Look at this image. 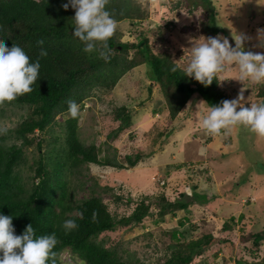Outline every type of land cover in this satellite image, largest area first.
<instances>
[{"label":"rangeland","instance_id":"obj_1","mask_svg":"<svg viewBox=\"0 0 264 264\" xmlns=\"http://www.w3.org/2000/svg\"><path fill=\"white\" fill-rule=\"evenodd\" d=\"M178 1L134 0L146 16L138 27L128 20L117 22L116 35L121 42L130 43L145 36L154 52L168 55L180 68L187 66L191 40L211 36L201 30L196 13L187 12L186 3L174 7ZM216 1L221 30L214 37H227L235 47L233 36L240 35L244 38L245 51L264 54V0ZM167 20L171 21L170 26L164 28ZM133 52V48L128 49L129 57ZM238 73V65L232 64L226 65L218 75L232 78ZM220 83L231 100L237 99L243 88L245 107L262 102L257 90L264 82L243 84L226 79ZM161 99L162 92L153 85L146 65L127 72L113 89L95 87L92 90L83 108H78L80 139L84 143L94 142L101 150V157H115L124 168L87 164L70 176L72 194L81 198L94 190L117 217L130 214L136 203L146 198L152 215L132 228L118 226L101 236L124 260L146 264L163 262L170 254L168 245L173 241L168 232L182 228L179 221L188 213L190 221L185 226H196L190 239L211 233L220 241L210 246L204 255V264H264V240L258 245L251 243L252 236L247 243L241 241L244 235L264 227V137L242 124L210 134L202 127V120L210 109L202 99L193 97L175 119L160 104ZM122 105L131 111L132 123L117 137H110L119 124L114 114ZM27 113L26 106L13 100L0 104V127L13 130ZM69 116L66 113L58 118L50 133L43 136L42 151L52 140V133L64 135L62 121ZM62 140L56 142L57 146L63 145ZM13 142L19 141L8 132L5 143ZM25 150L26 162L21 171L27 177L31 173L29 166L40 152L35 145ZM137 151L145 154L142 159L134 167L125 165L124 157ZM258 177H263L262 181ZM193 192L205 196L206 202L199 197L188 205L189 212L181 209L175 216L166 214L161 219L159 196L164 195L169 201L189 202ZM231 216L234 217L232 228L223 229ZM254 223L257 226L252 227ZM60 260L61 264H81L69 251L63 252ZM195 260L199 264V259Z\"/></svg>","mask_w":264,"mask_h":264},{"label":"trees","instance_id":"obj_2","mask_svg":"<svg viewBox=\"0 0 264 264\" xmlns=\"http://www.w3.org/2000/svg\"><path fill=\"white\" fill-rule=\"evenodd\" d=\"M68 2L0 0V40L9 48L13 44L20 46L30 57V62L34 63L39 58L40 63L39 77L31 86L32 91L13 99L28 108L27 115L13 130L0 134V214L12 217L15 235H22L29 224H32L36 237L55 233L58 241L53 249L56 264H61L60 257L65 251H69L72 258L81 264H146L124 260L117 249L107 245L101 237L118 226L132 228L152 215L151 205L146 198L138 201L130 214L117 217L94 190L76 198L70 189V176L87 164L116 168H124V164L115 157H101L99 146L94 142L84 143L80 139L79 113L75 118H64V135L61 137L52 133V140L42 151L45 142L43 136L50 133V128L57 123L58 118L69 113V100L75 101L78 108H83L84 101L95 87L113 89L127 72L140 65L148 67L153 85L163 95L160 104L164 105L172 119L178 117L184 105L193 97L202 99L208 108L231 98L215 78L211 85L205 86L185 76L180 67L173 71L177 64L168 55L154 52L145 36L136 43L121 42L114 32L107 41V49L103 48L102 42H97V51L85 52L84 43L73 36L75 9L71 6L63 8ZM182 2L186 3L187 12L191 15L196 13L198 25L204 34L214 37L219 33L221 25L217 23L219 10L216 0H179L174 7ZM106 10L116 23L128 20L136 27L146 16L134 0H109ZM170 23L164 21L163 27H169ZM41 40L43 45L38 44ZM41 48L46 49V56H39ZM131 48L134 52L129 57L128 49ZM100 50L108 53L107 60L100 57ZM257 96L264 102V83L259 85ZM114 119L119 124L109 134L110 137H117L131 125V111L122 105L116 110ZM8 132H12L19 142L6 144ZM61 138L63 145L57 146L56 142ZM32 145L40 153L29 166L31 173L24 177L21 168L26 162L25 149ZM144 155L141 151L126 155L125 165L134 167ZM258 178L261 181L263 179ZM199 197L193 192L191 200L185 202L169 201L161 195L158 214L163 219L166 214L175 216L181 209L189 212L186 210L188 205L195 203ZM200 198L205 202L207 200L203 195ZM188 217L187 213L179 221L182 228L168 232L173 238L168 245L170 254L163 262L152 264H195V259H199V264L206 262L204 255L210 246L220 241L211 233L190 239L196 226H185ZM68 219L75 220L78 227L66 232L62 224ZM232 224L233 216L222 227L230 230ZM249 240L255 245L264 240V227L244 235L241 241L244 244ZM48 264H52L51 260Z\"/></svg>","mask_w":264,"mask_h":264},{"label":"clouds","instance_id":"obj_3","mask_svg":"<svg viewBox=\"0 0 264 264\" xmlns=\"http://www.w3.org/2000/svg\"><path fill=\"white\" fill-rule=\"evenodd\" d=\"M108 2L109 0H69L63 5L64 9L69 6L75 9L73 36L84 43L83 50L87 53L97 51V42H102L103 48L107 49V41L114 35L117 24L106 10ZM233 38L235 47L231 46L227 37L220 35L192 39L190 60L182 68L185 76L194 78L205 86L211 85L214 78L218 82L226 79H236L243 84L246 81L264 82V54L245 51L244 38L240 35L239 38ZM43 43L42 40L38 41L40 45ZM46 55V49L41 48L39 56ZM99 55L102 59H108V53L104 50H100ZM232 64L238 65L237 76H218L226 65ZM179 67L177 64L172 70L176 71ZM39 69V58L32 63L20 46L13 44L9 48L0 40V104L31 92V86L39 77ZM243 92L242 88L237 99L223 100L220 105L211 107L202 120L203 129L210 134H218L223 128L242 124L264 137V102L251 103L250 107H245L242 103ZM67 103L69 114L75 118L78 105L72 100ZM6 132V127H0V134ZM62 227L68 232L78 225L75 220L68 219L63 222ZM57 243L55 233L36 237L32 224L26 227L22 235H15L12 217L0 214V264H48L49 260L56 264L53 249Z\"/></svg>","mask_w":264,"mask_h":264},{"label":"crops","instance_id":"obj_4","mask_svg":"<svg viewBox=\"0 0 264 264\" xmlns=\"http://www.w3.org/2000/svg\"><path fill=\"white\" fill-rule=\"evenodd\" d=\"M235 204H236V202H235ZM238 204H239V202H238ZM240 217H241V215H239Z\"/></svg>","mask_w":264,"mask_h":264}]
</instances>
